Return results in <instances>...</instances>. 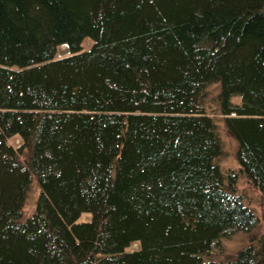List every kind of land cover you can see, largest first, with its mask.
I'll use <instances>...</instances> for the list:
<instances>
[{
  "label": "trees",
  "instance_id": "16d2710c",
  "mask_svg": "<svg viewBox=\"0 0 264 264\" xmlns=\"http://www.w3.org/2000/svg\"><path fill=\"white\" fill-rule=\"evenodd\" d=\"M240 174L264 196V0H0V264H264L224 250Z\"/></svg>",
  "mask_w": 264,
  "mask_h": 264
},
{
  "label": "rangeland",
  "instance_id": "374dc122",
  "mask_svg": "<svg viewBox=\"0 0 264 264\" xmlns=\"http://www.w3.org/2000/svg\"><path fill=\"white\" fill-rule=\"evenodd\" d=\"M89 43H87L88 45ZM69 51L65 45L61 46L58 50V56H63L68 54ZM235 101H239V96ZM220 118L221 131L223 133L224 142V155L216 159L220 167L223 170H235L238 171L240 164L238 161V144L237 140L225 130L226 128L222 120V115L218 116ZM224 126V127H223ZM20 138H15L12 142L18 143ZM237 186L240 192L246 194L245 202L257 213L259 220L257 224L249 231L239 230L233 233L229 237L223 238V246L226 253H234L239 249L245 247L250 242L251 235H261L264 234V196L260 191L253 185V183L244 175L240 174L237 182ZM32 189L29 193L28 200L23 208L22 219H26L31 216L36 208V202L40 194V185L36 178L33 179ZM136 246V244H135Z\"/></svg>",
  "mask_w": 264,
  "mask_h": 264
},
{
  "label": "bare ground",
  "instance_id": "6f19581e",
  "mask_svg": "<svg viewBox=\"0 0 264 264\" xmlns=\"http://www.w3.org/2000/svg\"><path fill=\"white\" fill-rule=\"evenodd\" d=\"M258 218V217H257Z\"/></svg>",
  "mask_w": 264,
  "mask_h": 264
}]
</instances>
